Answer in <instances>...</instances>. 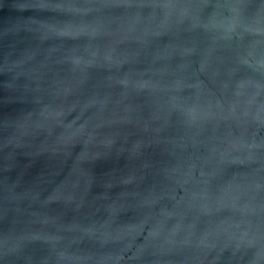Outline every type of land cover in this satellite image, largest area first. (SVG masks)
Segmentation results:
<instances>
[{
  "label": "water",
  "instance_id": "95a60500",
  "mask_svg": "<svg viewBox=\"0 0 264 264\" xmlns=\"http://www.w3.org/2000/svg\"><path fill=\"white\" fill-rule=\"evenodd\" d=\"M0 264H264V0H0Z\"/></svg>",
  "mask_w": 264,
  "mask_h": 264
}]
</instances>
